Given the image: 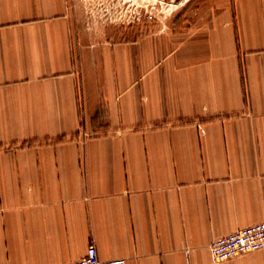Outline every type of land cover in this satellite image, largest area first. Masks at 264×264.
I'll return each instance as SVG.
<instances>
[{"label":"crops","instance_id":"0c3cea01","mask_svg":"<svg viewBox=\"0 0 264 264\" xmlns=\"http://www.w3.org/2000/svg\"><path fill=\"white\" fill-rule=\"evenodd\" d=\"M169 39L92 63L67 0H0V264H264L209 251L264 221V0Z\"/></svg>","mask_w":264,"mask_h":264},{"label":"rangeland","instance_id":"374dc122","mask_svg":"<svg viewBox=\"0 0 264 264\" xmlns=\"http://www.w3.org/2000/svg\"><path fill=\"white\" fill-rule=\"evenodd\" d=\"M214 0H67L76 30L87 37L92 63L100 46L164 36L171 46L209 17Z\"/></svg>","mask_w":264,"mask_h":264},{"label":"built area","instance_id":"2783aa9c","mask_svg":"<svg viewBox=\"0 0 264 264\" xmlns=\"http://www.w3.org/2000/svg\"><path fill=\"white\" fill-rule=\"evenodd\" d=\"M264 248V221L240 227L211 241L209 251L214 263L228 258ZM68 264H125L123 258L102 259L94 243L79 259Z\"/></svg>","mask_w":264,"mask_h":264}]
</instances>
